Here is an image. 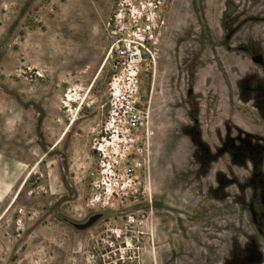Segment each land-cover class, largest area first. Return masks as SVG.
<instances>
[{
  "label": "rangeland",
  "instance_id": "374dc122",
  "mask_svg": "<svg viewBox=\"0 0 264 264\" xmlns=\"http://www.w3.org/2000/svg\"><path fill=\"white\" fill-rule=\"evenodd\" d=\"M114 4L0 0V264H260L239 164L264 167V0H171L130 131Z\"/></svg>",
  "mask_w": 264,
  "mask_h": 264
},
{
  "label": "built area",
  "instance_id": "2783aa9c",
  "mask_svg": "<svg viewBox=\"0 0 264 264\" xmlns=\"http://www.w3.org/2000/svg\"><path fill=\"white\" fill-rule=\"evenodd\" d=\"M170 2L171 0H115L107 22L108 58L112 63V70L121 73L113 77V82L109 84L112 90L110 105L118 113L125 114L124 124L129 131L143 120L141 110L137 107V77L141 66L149 65L154 60L155 46L165 25L164 13ZM118 76H121L119 80L122 87L119 82L114 83ZM135 223V218L128 215L118 232L127 233Z\"/></svg>",
  "mask_w": 264,
  "mask_h": 264
},
{
  "label": "flooded vegetation",
  "instance_id": "af4514ba",
  "mask_svg": "<svg viewBox=\"0 0 264 264\" xmlns=\"http://www.w3.org/2000/svg\"><path fill=\"white\" fill-rule=\"evenodd\" d=\"M256 107L260 109V106L257 105ZM220 151L222 150L220 149ZM240 155L247 161L245 164H239L247 170V176H243L244 181L239 185V189L243 198L242 204L246 206L254 228L249 233H245L244 237H247V245L251 244L257 251L261 252L263 259L261 258L260 264H264V248L262 247V245L264 246V167L259 164L261 163L260 160L252 158L249 154ZM235 160L232 158V161Z\"/></svg>",
  "mask_w": 264,
  "mask_h": 264
},
{
  "label": "trees",
  "instance_id": "16d2710c",
  "mask_svg": "<svg viewBox=\"0 0 264 264\" xmlns=\"http://www.w3.org/2000/svg\"><path fill=\"white\" fill-rule=\"evenodd\" d=\"M195 1H196V0H195ZM197 12H198L197 16L200 17V15H201L200 9H197Z\"/></svg>",
  "mask_w": 264,
  "mask_h": 264
},
{
  "label": "water",
  "instance_id": "95a60500",
  "mask_svg": "<svg viewBox=\"0 0 264 264\" xmlns=\"http://www.w3.org/2000/svg\"><path fill=\"white\" fill-rule=\"evenodd\" d=\"M92 222V221H91Z\"/></svg>",
  "mask_w": 264,
  "mask_h": 264
}]
</instances>
